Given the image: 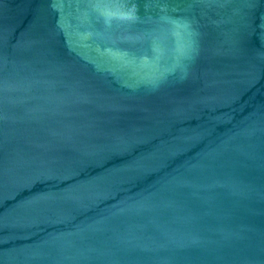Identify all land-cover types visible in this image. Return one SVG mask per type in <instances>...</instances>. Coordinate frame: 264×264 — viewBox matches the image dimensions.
<instances>
[{
	"label": "water",
	"instance_id": "1",
	"mask_svg": "<svg viewBox=\"0 0 264 264\" xmlns=\"http://www.w3.org/2000/svg\"><path fill=\"white\" fill-rule=\"evenodd\" d=\"M0 264H264V0H0Z\"/></svg>",
	"mask_w": 264,
	"mask_h": 264
}]
</instances>
